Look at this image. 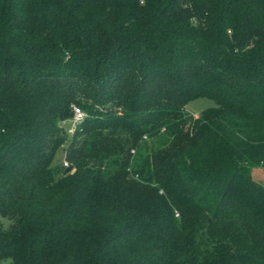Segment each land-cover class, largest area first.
Returning a JSON list of instances; mask_svg holds the SVG:
<instances>
[{
  "label": "trees",
  "instance_id": "trees-1",
  "mask_svg": "<svg viewBox=\"0 0 264 264\" xmlns=\"http://www.w3.org/2000/svg\"><path fill=\"white\" fill-rule=\"evenodd\" d=\"M258 166L264 0H0V264H264Z\"/></svg>",
  "mask_w": 264,
  "mask_h": 264
},
{
  "label": "rangeland",
  "instance_id": "rangeland-1",
  "mask_svg": "<svg viewBox=\"0 0 264 264\" xmlns=\"http://www.w3.org/2000/svg\"><path fill=\"white\" fill-rule=\"evenodd\" d=\"M213 106H215V102L212 99L202 97V98H196V99L189 101L186 104L185 109L190 114L194 116H198L201 114L202 111L208 108H211ZM74 126L75 125L72 119L64 123L63 127L68 137L69 135L71 136L73 135V133H75L76 129L73 132H70V129H72V127ZM55 160H56L55 162L57 163L63 162L64 164V162H66L65 152L62 147L57 151ZM251 176L255 182H258L264 186V167L258 166L252 169ZM0 222L5 229L7 230L10 229L11 222L8 219L0 217ZM3 264H10V261L9 260L4 261Z\"/></svg>",
  "mask_w": 264,
  "mask_h": 264
},
{
  "label": "built area",
  "instance_id": "built-area-1",
  "mask_svg": "<svg viewBox=\"0 0 264 264\" xmlns=\"http://www.w3.org/2000/svg\"><path fill=\"white\" fill-rule=\"evenodd\" d=\"M87 117H88L87 113L83 111L81 108L73 107L72 120L75 126L72 127V129H70V132H73L77 128L78 125H80L83 121H85ZM64 166L68 167V163L64 162Z\"/></svg>",
  "mask_w": 264,
  "mask_h": 264
},
{
  "label": "water",
  "instance_id": "water-1",
  "mask_svg": "<svg viewBox=\"0 0 264 264\" xmlns=\"http://www.w3.org/2000/svg\"><path fill=\"white\" fill-rule=\"evenodd\" d=\"M72 171V167H67L66 169H65V171H64V174H67V173H69V172H71Z\"/></svg>",
  "mask_w": 264,
  "mask_h": 264
}]
</instances>
